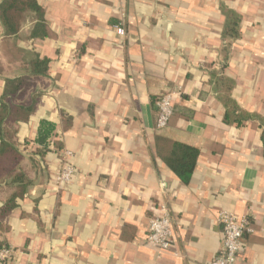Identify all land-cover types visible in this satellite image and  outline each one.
Segmentation results:
<instances>
[{"label": "crops", "instance_id": "obj_1", "mask_svg": "<svg viewBox=\"0 0 264 264\" xmlns=\"http://www.w3.org/2000/svg\"><path fill=\"white\" fill-rule=\"evenodd\" d=\"M38 2L48 36H33L32 11L16 34L0 20V108L6 79L50 60L17 100L41 93L30 119L8 127L23 175L0 184V210L20 182L26 191L0 217V244L14 249L7 264H210L222 212L250 221L237 264H264V0ZM223 77L248 114L242 126L225 120ZM166 94L173 116L160 128ZM43 119L62 140L44 159L34 141ZM157 136L199 149L189 184L158 155ZM65 151L76 172L59 186ZM160 202L173 221L169 250L148 242Z\"/></svg>", "mask_w": 264, "mask_h": 264}, {"label": "trees", "instance_id": "obj_2", "mask_svg": "<svg viewBox=\"0 0 264 264\" xmlns=\"http://www.w3.org/2000/svg\"><path fill=\"white\" fill-rule=\"evenodd\" d=\"M28 11L36 13L39 22L33 32V36L45 37L49 31L44 23V12L38 0H0V20L8 35L16 34L21 29ZM47 58L36 57L30 62V72L22 77L6 79L5 90L2 95L0 108V184H13L22 177V160L24 156L18 150L13 134L8 130L11 123L17 121H28L35 111L41 93L37 92L30 100L17 102L28 94L32 87V79L37 76L48 74L49 62ZM234 82L227 77L219 78L218 87L222 94V100L227 106L225 120L242 126L243 119L248 115L242 111L239 104L234 101L231 92ZM238 112L239 115L234 113ZM173 116V115H172ZM66 123H70V117L64 113ZM57 124L53 121L43 119L38 126L37 136L34 139L38 147L35 153L44 159L50 152L53 145L56 150L62 149V140L54 138ZM264 142V133L262 134ZM156 150L158 155L174 171L180 180L189 184L197 166L199 149L178 143L164 136H157ZM21 171V173H20ZM26 191V183L20 182L15 193L5 202V206L0 210V217H5L16 204V199ZM248 235L246 231L243 235L245 243ZM8 247L1 245L0 249Z\"/></svg>", "mask_w": 264, "mask_h": 264}, {"label": "built area", "instance_id": "obj_3", "mask_svg": "<svg viewBox=\"0 0 264 264\" xmlns=\"http://www.w3.org/2000/svg\"><path fill=\"white\" fill-rule=\"evenodd\" d=\"M118 32L124 34L123 27H118ZM159 116L158 127L162 128L169 124L173 115L172 94L163 95L157 102ZM72 152L62 153V164L55 176L57 185L68 183L76 172L75 166L71 163ZM219 222L222 225L223 244L210 264H237L244 245L243 235L246 231L252 230L247 217H238L234 213L222 212L219 215ZM148 242L161 249L169 250L174 246V227L169 207L166 203L160 202L154 215L148 223ZM14 249L4 247L0 249V264H7L12 261Z\"/></svg>", "mask_w": 264, "mask_h": 264}]
</instances>
